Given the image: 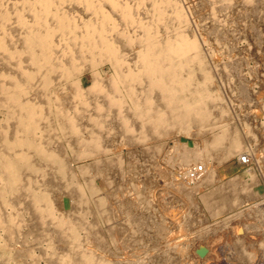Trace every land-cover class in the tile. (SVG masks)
I'll list each match as a JSON object with an SVG mask.
<instances>
[{
    "label": "bare ground",
    "instance_id": "6f19581e",
    "mask_svg": "<svg viewBox=\"0 0 264 264\" xmlns=\"http://www.w3.org/2000/svg\"><path fill=\"white\" fill-rule=\"evenodd\" d=\"M251 146L264 169V0H0V264H200L219 246L254 264L257 179L220 177Z\"/></svg>",
    "mask_w": 264,
    "mask_h": 264
},
{
    "label": "rangeland",
    "instance_id": "374dc122",
    "mask_svg": "<svg viewBox=\"0 0 264 264\" xmlns=\"http://www.w3.org/2000/svg\"><path fill=\"white\" fill-rule=\"evenodd\" d=\"M222 60H223V58H221ZM223 61H225V60H223ZM105 70H107L108 71V66H105ZM88 78V77H87ZM89 79V78H88ZM248 80H249V77H248ZM246 91H248L249 92V90H246ZM257 91L259 92V90H258V88L257 87H254V89L253 90H250V92H249V94L252 96V95H254L255 96V99H256V95H258V93H257ZM254 93V94H253ZM248 94V95H249ZM253 96V97H254ZM232 105V104H231ZM231 105H229L230 106V108H232V110L234 109L233 108V105L231 106ZM249 105H251V106H249L251 109L253 108V107H255V105L254 104H252V103H249ZM235 122H237V121H235ZM179 139H180V141H182V142H185V143H187L189 146H192L193 144H194V140L192 139V138H190V137H185V136H180L179 137ZM165 140V141H164ZM162 144H165V146L163 147V148H161V149H159L158 150V153H157V157L159 158V162H160V160H161V164L163 165H165V162L164 163H162L164 160H165V158L168 156V147L169 146H172V139H167V138H164L162 141ZM198 143L201 145V142L200 141H198ZM168 145V146H167ZM253 149H254V146H251L250 148H247V149H245L244 151H242L240 154H238V155H235L234 157H232V158H230L229 160H227L222 166H220L221 168L220 169H222L221 170V172H220V177L223 179V180H225V181H227V180H229V179H232V178H234V177H236V176H243L244 177V180L246 181V183L247 182H249V180H250V173H254V175H255V177H256V179H257V182L255 183V185H254V189L261 195V197L259 198V199H257V200H253V201H249V203L248 204H246V206H242L241 207V210L243 209V208H247L248 206H250V205H252V206H255V205H257V206H259L260 208H264V203H261V202H259L260 200L261 201H264V178H262V177H264V171H262V170H264V169H262V165L261 164H259L258 163V161H257V159H256V156L254 155V152H253ZM140 150V149H139ZM126 154V155H125ZM247 154V155H246ZM123 155H124V158L127 160V151L126 150H124L123 151ZM253 155V156H252ZM164 156V157H163ZM243 156H245V157H247V160H248V162L246 163V165H245V163L243 164H241L240 163V159H241V157L242 158H244ZM253 157V158H252ZM142 160V159H141ZM84 163L82 162V161H80V162H78V163H76L75 164V166H80V165H83ZM256 164V165H255ZM128 165H127V161H126V164L124 165V168H123V170H128ZM258 169V170H257ZM249 170V171H248ZM223 171H224V175L222 174L223 173ZM248 171V172H247ZM261 173H260V172ZM247 172V173H246ZM244 174V175H243ZM249 174V175H248ZM261 177H260V176ZM97 185L101 188V189H104V185H102L101 184V182L99 181V180H97ZM257 185V186H256ZM261 186V187H260ZM156 190V189H155ZM154 190V192H155V196H156V194H157V192H159L158 191V189H157V191H155ZM159 190H161V189H159ZM198 200V199H197ZM258 201V202H257ZM197 202H199V204L201 203V200L199 199ZM260 204V205H259ZM64 205H65V208L66 209H68L69 207H70V203H69V201H68V199H66L65 198V200H64ZM69 206V207H68ZM202 206V205H201ZM251 207V206H250ZM93 208H94V206H93ZM201 211H203V213H204V215L206 216V218L211 222V223H214V222H216V221H219V220H221V219H223L224 218V215H220V216H217V217H214V218H209V216H208V214L209 213H207V210H206V208H205V206L203 207L202 206V208H201ZM95 215H97L98 216V212L96 211L95 212ZM181 213L180 214H178L177 215V218H181ZM184 233H186L185 231L184 232H181V234H184ZM189 249H190V251H189ZM188 252L189 253H191V247H188ZM200 251H202L203 252V254H201V259L202 258H204V256H205V258H206V253L208 252V250L206 249V248H203V249H199V248H197V250H196V252H200ZM216 251L218 252V254H220V255H218V259H209V260H201L200 261V264H204V263H206L207 261V263L206 264H237L236 262L234 263L233 262V260L232 259H229V257L227 258V256L224 254L225 252H228V250H225L223 247H221V246H219V247H217L216 248ZM224 251V252H223ZM225 255V256H224ZM223 258V259H222ZM226 258V259H225ZM225 259V260H224ZM202 261H204V262H202ZM258 261V262H257ZM229 262V263H228ZM257 262V263H256ZM256 262H254V264H264V258H261L260 260H256ZM22 262H16V264H21ZM41 264H44V262L43 261H41ZM253 264V263H252Z\"/></svg>",
    "mask_w": 264,
    "mask_h": 264
},
{
    "label": "built area",
    "instance_id": "2783aa9c",
    "mask_svg": "<svg viewBox=\"0 0 264 264\" xmlns=\"http://www.w3.org/2000/svg\"><path fill=\"white\" fill-rule=\"evenodd\" d=\"M243 157H244V158L241 157V159H240V163H241V164H242V163H243V164H244V163L246 164V163L248 162V160H247V158H246L245 156H243ZM200 169H201V168L199 167L198 170H200Z\"/></svg>",
    "mask_w": 264,
    "mask_h": 264
}]
</instances>
